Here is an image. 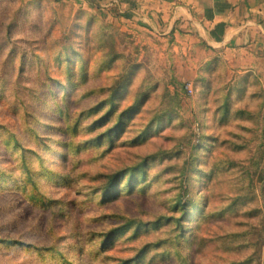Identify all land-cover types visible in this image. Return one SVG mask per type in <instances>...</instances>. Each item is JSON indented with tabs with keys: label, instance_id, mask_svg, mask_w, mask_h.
<instances>
[{
	"label": "rangeland",
	"instance_id": "374dc122",
	"mask_svg": "<svg viewBox=\"0 0 264 264\" xmlns=\"http://www.w3.org/2000/svg\"><path fill=\"white\" fill-rule=\"evenodd\" d=\"M90 2L0 0V264H264V82Z\"/></svg>",
	"mask_w": 264,
	"mask_h": 264
},
{
	"label": "crops",
	"instance_id": "0c3cea01",
	"mask_svg": "<svg viewBox=\"0 0 264 264\" xmlns=\"http://www.w3.org/2000/svg\"><path fill=\"white\" fill-rule=\"evenodd\" d=\"M98 1L102 7H117L119 12L126 9L119 17L146 19L147 13L136 8L154 9L152 14L157 12L165 22L161 35L174 34L179 61L185 70H195V75L198 69L209 72L223 63L237 72L238 78L264 82V0Z\"/></svg>",
	"mask_w": 264,
	"mask_h": 264
},
{
	"label": "trees",
	"instance_id": "16d2710c",
	"mask_svg": "<svg viewBox=\"0 0 264 264\" xmlns=\"http://www.w3.org/2000/svg\"><path fill=\"white\" fill-rule=\"evenodd\" d=\"M244 79L245 80H248V78H245L244 77ZM113 107V106H112ZM111 107V108H112ZM111 108L110 109H108L106 112H105V114L100 118V119H98L97 120V122H99V123H105V121H108V120H110V119H112L113 118V116H114V114H112V110H111ZM123 113H121L120 115H119V117H118V120H117V123H116V125L115 126H119V125H122L123 123H125V120H124V118H123ZM110 138V137H109ZM117 175H119V174H117ZM117 175H115L113 178H112V181H111V183H110V186H109V191H113L114 189H116V186H117V184L115 183L116 181H118L119 182V180H116L115 179V177L117 176ZM121 175V174H120ZM135 175L134 174H132L129 178H128V182L129 181H131V180H135ZM131 188V187H130ZM178 205H180V204H178ZM102 250L103 249H106L107 248V244L106 243H104L103 245H102Z\"/></svg>",
	"mask_w": 264,
	"mask_h": 264
}]
</instances>
